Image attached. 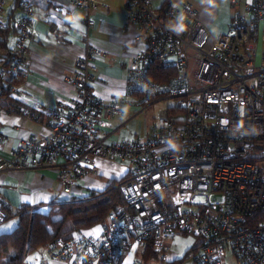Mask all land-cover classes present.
I'll return each instance as SVG.
<instances>
[{
  "label": "built area",
  "instance_id": "obj_1",
  "mask_svg": "<svg viewBox=\"0 0 264 264\" xmlns=\"http://www.w3.org/2000/svg\"><path fill=\"white\" fill-rule=\"evenodd\" d=\"M230 1L235 12L229 29L214 35L189 1L162 0L156 8L155 0H126L128 25L144 45L130 57L128 85L147 103L137 115L167 100L178 106L159 109L154 130L143 139L108 141L109 135H102L130 103L104 101L91 91L98 80L94 60L108 55L98 47L89 46L87 55L75 60L67 77L75 94L68 104L55 109L35 104V111L15 107L27 120L44 116L49 132L26 139L9 160L0 158V176L56 170L63 194L75 198L77 180L97 174L98 160L129 167L121 187L124 203L99 231L45 245L52 260L118 264L136 252L133 264L170 263L168 241L184 234L200 241L197 264H264V0ZM99 2L70 0L87 14ZM3 6L0 0V37L11 29L18 42L0 76V103L6 91L31 99L20 86L4 88L1 82L29 72L36 7L25 2L23 17L6 22ZM155 66L178 72L163 91L148 81ZM4 138L0 128V144ZM8 207L0 195V225L8 220Z\"/></svg>",
  "mask_w": 264,
  "mask_h": 264
},
{
  "label": "crops",
  "instance_id": "obj_2",
  "mask_svg": "<svg viewBox=\"0 0 264 264\" xmlns=\"http://www.w3.org/2000/svg\"><path fill=\"white\" fill-rule=\"evenodd\" d=\"M169 1L177 3L182 0ZM185 1L196 7L199 20L214 35L228 31L235 12L230 0ZM25 2L34 3L37 11L32 27L35 39L30 44L29 72L23 78L4 77L1 84L4 88L7 85L20 86L32 98H14L9 96L7 91L3 94L0 103V128L5 138L0 144V158L9 160L12 151L22 146L26 139L39 138L49 132V123L44 116L27 120L15 107L23 105L35 111V104L48 109H55L60 103L68 104L75 91L67 77L72 74L75 60L87 55L89 46L98 47L108 53L104 59L94 60L98 80L90 86L91 91L104 101L125 99L130 103L121 115L110 121V127L103 131L102 135H109L108 141L143 139L149 136L156 123H136L140 116L137 113L143 105V100L136 97L142 93L133 91L128 85L130 57L142 51L144 45L135 41L136 31L128 25L126 0H100L98 7L90 14L71 7L70 0H4L1 16L5 10L6 14L2 18L6 22L20 20L23 17L22 5ZM103 4L109 9H105ZM161 5L162 0H155L156 8ZM59 7L65 8L67 12L59 11ZM90 21L93 22L92 26L89 25ZM1 41L2 47H7V50H0V61H5V64H0L2 77L4 67L8 65V57L4 51L12 54L16 50L18 36L8 29L4 37H0V44ZM97 168V174L86 180H77L76 185L80 191L75 190V199L105 189L111 182L124 177L129 169L124 163L107 160H98ZM0 195L8 202L12 213L22 207L45 212L52 205L70 199L63 194L56 170H16L1 175ZM17 223L16 218H8L1 224L0 233L12 232ZM103 224L84 232L97 231ZM178 236L187 235L176 234L171 239L176 242ZM193 243L195 244L183 256L178 255L175 247L169 245L172 255L171 262L167 264H182L191 252L197 253L200 241L194 238ZM135 257L136 252H130L118 264H133ZM40 264L58 263L42 251Z\"/></svg>",
  "mask_w": 264,
  "mask_h": 264
},
{
  "label": "trees",
  "instance_id": "obj_3",
  "mask_svg": "<svg viewBox=\"0 0 264 264\" xmlns=\"http://www.w3.org/2000/svg\"><path fill=\"white\" fill-rule=\"evenodd\" d=\"M6 31L1 33V37H4ZM3 41L0 50H7L6 46L2 47ZM4 54L8 59L11 57L8 51H4ZM1 63L5 64V61H0ZM177 75L175 69L155 66L151 69L149 77L153 80L156 89L163 91L162 87L170 84ZM167 107L172 110L178 108L174 104ZM128 178L129 176L125 175L88 197L70 198L54 204L45 212L22 207L12 213L11 208L8 207L6 209L8 218L17 216L18 223L12 232L0 233V264H26L28 255L40 250L49 242L57 238H70L80 231H89L103 224L116 211L117 206L124 203L121 187Z\"/></svg>",
  "mask_w": 264,
  "mask_h": 264
},
{
  "label": "rangeland",
  "instance_id": "obj_4",
  "mask_svg": "<svg viewBox=\"0 0 264 264\" xmlns=\"http://www.w3.org/2000/svg\"><path fill=\"white\" fill-rule=\"evenodd\" d=\"M5 14H6V10H5V13L3 15H5ZM262 49H263V46H262V43H261L260 48H259V55H258V61L259 62L261 61ZM148 81H150V82L152 81L151 77L148 78ZM139 97L143 100V105L147 104L146 103V99L144 98L143 95H140V96H138L136 98L140 99ZM172 104H173V101L167 100V101H163V102H160L158 104L153 105L151 109H149L148 111L140 114V116L138 117L136 123H148V122L155 123V117H156L157 111L159 109L165 108V107H167L169 105H172ZM14 218H16V220L18 221V217L17 216H14ZM13 222L15 223V221H13ZM1 231L2 230H1V225H0V232ZM193 240H194V238L191 237V236H178V240L176 242H174L172 239H170L168 241V243H169V245L171 247H175L176 252H178V255L183 256L186 253V251L191 246H193L196 243V242L193 243ZM42 248H44V247H42ZM42 251L43 250H39V251H36V252L28 255L26 257V260H25L26 264H40L41 252ZM45 257L47 259V256H45ZM196 257H197V253H195V252L192 253L191 252L190 255H187V257L185 258V260L183 261L182 264H197L196 261H195ZM150 264H161V262L155 260V261H153ZM164 264H167V263H164Z\"/></svg>",
  "mask_w": 264,
  "mask_h": 264
},
{
  "label": "snow or ice",
  "instance_id": "obj_5",
  "mask_svg": "<svg viewBox=\"0 0 264 264\" xmlns=\"http://www.w3.org/2000/svg\"><path fill=\"white\" fill-rule=\"evenodd\" d=\"M157 187H158V186H157ZM97 231H99V229H98Z\"/></svg>",
  "mask_w": 264,
  "mask_h": 264
}]
</instances>
